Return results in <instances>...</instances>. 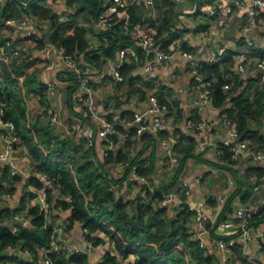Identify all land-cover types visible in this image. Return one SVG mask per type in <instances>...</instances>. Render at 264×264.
<instances>
[{
  "label": "trees",
  "instance_id": "trees-1",
  "mask_svg": "<svg viewBox=\"0 0 264 264\" xmlns=\"http://www.w3.org/2000/svg\"><path fill=\"white\" fill-rule=\"evenodd\" d=\"M27 3V7H24L19 0H8L6 4H0V28H6L4 22L7 18L18 17L23 13H32L48 19L53 29L50 34L53 43H57L77 60L83 57L88 63L99 66L106 59H114L127 46H133L139 59L134 57L126 59L120 70L125 82L128 80L132 83L137 79L132 71L147 55L137 45L135 36L125 30L122 21L110 19V27L100 34L102 44L95 46L91 43L90 33L93 31L91 24L98 14L100 0H67L70 6L76 5L77 10L74 14L66 16H61L52 7L41 3V0H27ZM155 6L162 8L159 17L151 14L141 19L135 6L130 4L131 22L138 25H154L157 29L156 43L161 44L169 52L168 47L179 36V30L173 26L177 14L175 2L155 0ZM103 9L104 6L102 11ZM35 37L36 47L41 48L44 39L38 38V35ZM104 37L108 42L103 41ZM238 41L247 47L246 51H250L251 55L264 56V47L250 46L242 37ZM183 48L189 50L186 46ZM237 53L235 49L228 48L222 62L205 64V74L217 79L212 89V96L215 105L222 107V114L232 121L244 138L253 139L251 142L253 146L264 148V136L258 130L251 128V121L259 122L264 115V85L258 77L245 76L234 70ZM28 56L15 61L11 69L5 70V80L0 84V101L6 102L2 119L10 120L15 125L17 140L14 142V148H26L36 161L38 171L47 175L58 189L57 197L52 189L47 192L50 207L55 200L56 208L70 210L68 218L70 227L79 222L88 229L89 236L95 238L96 242H105L100 235L105 234L114 245L116 253L107 251L104 260L96 264H116L118 257L127 258L130 255H135L133 264H220L216 254L208 253L191 238L190 223L193 212L188 205H184L177 214L170 216L168 207L162 203L165 187L156 188L155 191L148 190L147 199L144 201L138 195L131 200L125 199L122 195L116 196L114 187L125 186L123 179L129 168L122 177L116 178L109 172L106 164L115 160L128 161L131 165H139V174L152 177L154 162L151 159L147 164L142 156L154 140V135H142L140 138L146 141V146L135 153L133 146L135 137L138 138L137 126L132 125L125 129L123 125L117 123L115 124L117 133L109 135L107 140L104 139V143L113 142L117 147L123 135L125 133L128 135L123 145L109 151L105 160L101 161L97 158L95 146H87L84 138L78 140L75 136L63 137L61 134H56L47 120L41 119L34 124L29 122L27 99L38 97L45 103L48 90L36 74L25 73L31 65ZM22 74L24 81L21 83L16 76ZM73 76L77 87L80 77L75 73ZM225 84L230 86L228 90L223 88ZM135 90L142 92L141 88ZM158 99L161 104L167 106V109H177L178 112H182L176 101L170 103L161 94L158 95ZM126 117L128 120H133L134 114L128 112ZM193 117L199 119L196 113ZM110 122L114 121L110 120ZM184 138L187 140V145L183 148L177 146V150L183 153L181 165L194 155L195 150L194 139L187 136ZM227 157L229 156L226 155L225 159ZM249 172H254L258 176L264 174L262 168H251ZM19 179L18 174L12 175L10 169L6 167L0 174V196L5 192L13 193L14 183ZM29 182L36 187L43 186V181L39 177H31ZM237 183V187L233 189L231 197L224 205L219 220L229 218V214L234 209L232 204L234 197L241 194L243 201L250 198L249 191L243 193L241 188L244 182L237 181ZM181 196H185L183 192ZM23 207L11 208L0 204V248L19 244L35 254L34 261L29 264H41L38 262V249L50 246L51 227L46 225L44 209L40 205H34L28 209L27 214L31 219V225H21L19 230L14 232L9 221L13 220V213H19ZM252 223L255 226L264 224V208L255 215ZM261 251L264 253L263 240H261ZM53 257L58 264H93L85 253L58 252ZM230 260L228 264H256L243 255L241 244H236Z\"/></svg>",
  "mask_w": 264,
  "mask_h": 264
},
{
  "label": "crops",
  "instance_id": "crops-1",
  "mask_svg": "<svg viewBox=\"0 0 264 264\" xmlns=\"http://www.w3.org/2000/svg\"><path fill=\"white\" fill-rule=\"evenodd\" d=\"M222 1L225 3H231L232 0H174L176 17L173 26L179 30V36L168 48L172 53V57L167 60L159 61L154 54L147 55L144 60H140L139 65L132 71L135 79L132 83L126 80L124 83H117L112 76L110 61L123 62L125 58H122L120 53L114 59H106L102 65H92L88 63L83 57L79 60L80 71H71L66 66L62 58L55 54H51V62L53 63L51 68H47L49 62L44 58L40 48H32L29 53V60L31 65L25 70V73H34L39 80L47 86L46 102H41L38 97L27 99V115L29 122L34 124L39 122V112L41 108L47 103L51 102L60 113L62 124L53 126V130L56 134H61L63 137H77L78 140H82L79 133L73 134L70 132L69 124L78 120L83 121L85 126L92 127L94 129H100L104 121H114V124H121L125 129L130 128L133 124H130V120L127 119V113L142 114L148 124H151L155 114L149 109L151 107L150 98L161 94V96L168 102L173 101L182 104L181 113L177 109H167L166 115L169 117V127L153 138L152 143L146 148L143 153V159L149 164V160H153L154 169L152 177L149 178L150 182L156 188H163L164 192L172 193L173 197L171 204L168 206L170 216L177 214L174 209V204H177L182 197V184L186 182L190 184L191 194L187 198L188 203L197 204L202 200L209 202L214 208L221 210L227 200L231 197L233 189L237 187L239 183H243V193L249 191L250 198L247 201H243L241 194L237 195L233 199V208L236 205L246 203L252 200H259L264 195V183H261L260 190H256L255 184L257 181L261 182V176H258L254 172H249L251 168H260V164L253 162L248 158H244L236 163H231L229 160L220 156L216 150L208 147L201 150L199 144L201 142L221 141L227 136V129L224 125V119L226 116L222 114V107L215 105L214 101L206 104H197L198 93L194 88V83L191 78L189 66L187 60L180 54L175 53L174 47L186 46L192 53H194L199 59L207 60L211 53L220 46H228L238 52L244 51L247 47L240 44L238 39L241 37H250L255 45L264 47V16L263 23L261 25L243 35L241 32V24L243 14L240 11H236L233 15L238 17L237 30L240 32L239 37H224L222 41L215 37L213 40H208L204 37L205 31L211 24L210 19L204 14V9L212 3ZM130 4L135 6L136 12L141 19L149 17L154 14L159 17L162 8L154 6L149 7L140 0H128ZM41 3L43 1L41 0ZM106 4L104 2V9L101 14L106 13ZM47 5L52 7L61 16H66L67 10L70 9V5L67 0H47ZM101 19L94 24L92 22L90 33L92 45L98 46L102 44L100 38L101 32L104 28L100 26ZM109 28V27H108ZM0 33L10 37L17 42L26 39L24 32L16 28H0ZM37 35H41L44 38L49 34L48 32L36 31ZM46 39V38H45ZM108 42V39L104 37V40ZM152 64L154 66L155 76L150 83H147L146 78V66ZM12 65L10 66L11 69ZM256 65L250 66L245 76H253L257 78ZM24 73V74H25ZM73 73L78 76L81 74H87L90 77V86L92 88L93 104L87 106L85 103L78 102L76 100V94L80 91V86L76 87V79ZM19 75V76H23ZM19 80V79H18ZM20 81V80H19ZM21 82V81H20ZM79 82V81H78ZM22 83V82H21ZM51 87L61 89L64 91L62 95L50 96L49 89ZM141 88V91L135 89ZM135 90V91H134ZM176 103V104H177ZM179 109V108H178ZM199 116V119H203L207 122L206 127L201 133H195L189 130L186 126V118L189 115ZM43 120V119H42ZM251 128L258 130L264 136V115L259 122L251 121ZM5 126L0 121V151L4 150L7 145ZM177 138L179 139V146L183 148L187 145V140L184 136L192 137L194 139V155L189 157L185 163L181 165L182 152L177 150L175 156L171 153V146L162 142L163 137ZM136 141L133 146L135 153L140 152L146 146V141L140 137H135ZM250 142L253 139L246 138ZM124 141L117 144V148L123 145ZM104 140L98 137L95 149L97 152V158L101 161L105 160V146ZM23 147H18L20 149ZM177 149V147H176ZM148 159V160H147ZM10 168L16 170V173L20 176V179L14 183V191L11 198L8 200L7 205L13 208H20L24 206L19 214L28 213V209L34 205H39L38 196L46 195L48 189L45 182L42 187H36L29 182L31 177H39L41 173L38 171V165L36 161L29 155L28 151L21 160L8 161ZM106 167L110 169L112 176L116 178L122 177L124 172L119 168L117 161L106 164ZM235 171V173L233 172ZM41 179V178H40ZM233 179L234 183L229 184L228 180ZM144 183L137 181L135 184L127 187L117 188L118 194L123 196L127 200L133 199L135 196H139V193ZM59 196V192L56 193V197ZM23 199L24 202H23ZM212 201V202H211ZM214 202V203H213ZM56 201L53 200L52 207L49 206V211L46 217V225L52 226L54 224H62L65 227V238L69 241H73L76 244L85 245V228L79 222H76L69 226L70 210H63L56 208ZM229 217H234V209L229 214ZM11 226L16 224L15 221H9ZM263 223L257 226V232L263 229ZM190 230L193 232H199L200 227L193 220L190 223ZM234 233H228L227 236ZM107 248H95L88 256L91 263L96 264L104 260V256L112 249L114 252V245L108 239L105 234H100ZM209 236H205L206 251L210 254H216L218 257V251L208 241ZM261 238L259 236L253 237L248 244H241L243 249V255L255 256L256 264H264V253L261 251ZM116 253V252H114ZM116 264H123L128 260H135V255H130L127 258L118 257ZM20 260V258H15Z\"/></svg>",
  "mask_w": 264,
  "mask_h": 264
},
{
  "label": "built area",
  "instance_id": "built-area-1",
  "mask_svg": "<svg viewBox=\"0 0 264 264\" xmlns=\"http://www.w3.org/2000/svg\"><path fill=\"white\" fill-rule=\"evenodd\" d=\"M8 0H0V4H6ZM20 3L27 7V0H19ZM145 5L149 7L155 6V0H140ZM77 10V6H70L67 10L66 15L74 14ZM236 11H240L243 14L241 32L246 35L248 32L258 28L261 23H263L264 16V0H232L231 3H225L218 1L210 4L204 9V14L210 19L211 24L204 33V37L208 40H213L218 37L222 32L227 29L231 21L233 20V15ZM106 13L99 16L101 19V28L110 27V19H116L123 22L125 30L130 34L135 36L137 45L143 49L146 55L154 54L159 61L167 60L172 57V53L165 50L161 44H157L155 40V35L157 29L154 25H138L133 24L130 18L129 2L128 0H108L106 4ZM97 21V22H98ZM96 22V23H97ZM6 28H16L22 32L26 37L25 40L17 42L12 40L10 37L0 33V84L5 80V70L10 68V66L15 61H20L24 57H27L32 48H36L37 43L35 42L36 31L48 32L50 35L52 32L51 22L48 19L38 17L32 13H23V15L15 17L11 16L5 20ZM95 23V24H96ZM92 25V24H91ZM240 33V32H239ZM38 38L44 39V45L40 48L45 59L48 60L49 64L47 68H51L53 63L51 62V54H55L62 58L65 66L71 71H80V62L73 55L67 54L64 48H61L57 43L52 41L48 42L43 36L38 35ZM51 36V35H50ZM246 42L250 46L255 45L254 41L250 37H245ZM228 46H220L214 50L207 60L199 59L190 50L183 48V46L174 47L175 53L182 55L188 63L191 78L194 83V88L198 93L197 104L213 101V86L217 81L216 78H210L205 74V64H215L220 63L223 60L224 54L228 49ZM122 58L129 59L131 57L138 58L136 49L133 46H127L120 51ZM124 60V61H125ZM123 62H110L111 73L113 78L117 83H123L125 81L124 75L121 73L120 67ZM256 65L257 67V77L259 81L264 85V56H254L251 55L250 51H241L235 55V65L234 70L241 74H246L250 66ZM146 78L152 80L155 76L154 66L152 64L146 66ZM21 82L24 81L23 76H16ZM79 86L80 91L76 94V100L81 103H85L87 106L93 104L92 99V88L90 86V77L87 74L79 75ZM225 90H228L230 86L225 84L223 86ZM64 93L63 90L51 87L49 89V95L59 96ZM150 111L155 114V117L151 124H148L142 114H134L133 120H130V124L137 126V136L141 137L144 134L148 135H158L165 131L169 127V117L166 115L167 106L161 104L156 96L150 98ZM6 102L0 101V121L8 129L6 133L7 145L4 150L0 151V174L8 165L10 161V150L14 148V142L17 140L15 136V125L12 121H5L2 119L4 112V106ZM182 104L179 102V108L182 109ZM39 117L43 120H47L51 127L55 125L62 124L60 113L57 111L56 107L53 106L51 102H47L40 110ZM207 122L201 119H195L193 115H189L186 118V126L189 130L195 133H201L206 127ZM224 125L227 129V136L221 141H211V142H201L199 147L204 150L208 147L217 151V153L231 160V162L236 163L244 158H248L253 162L260 164V168L264 170V148L253 146L251 142L244 138L236 129L235 125L228 118L224 119ZM70 132L73 134L79 133L82 138L86 140L87 146L92 147L96 145L98 137L103 140H107L109 135L116 134L117 129L115 124L110 121H104L100 129H94L89 126H85L83 121L78 120L69 124ZM127 133L123 135L122 142L125 141ZM162 142L171 146V153L173 156L177 153V145L179 144V139L163 137ZM106 148L104 155L107 156L109 151L116 148V144L113 142L106 143ZM17 149V148H15ZM119 168L126 173L123 184L127 187L135 184L137 181L144 183L139 197L142 200L147 199L148 190L155 191L156 187L150 182L149 177L146 175L139 174V165H131L128 161L117 162ZM12 175L17 174L16 170L10 168ZM41 180L45 182L46 188L52 189L55 194L58 189L53 184L52 180L45 174H41ZM261 182L257 181L255 184V189L260 190L261 183H264V174L260 178ZM229 184H233L234 180L229 179ZM115 193L117 197L120 195L117 192V186L115 185ZM48 192V191H47ZM182 192L184 197L180 198L177 204H174V209L178 212L183 208L184 205H188L189 209L193 212L192 220L198 224L200 227L199 232H193L190 230L191 238L199 243V245L206 249L205 236H209L208 241L211 245L215 247L218 251V259L220 264H228L234 253V247L236 244H243L244 247L249 241L255 236H259L264 241V227L262 230L257 232V226L253 225V220L255 215L264 208V195L254 202H246L238 204L234 208V217L221 219L220 215L224 208L222 206L221 210L214 208L206 200H202L197 204L188 203L187 198L191 194L190 184L183 182ZM46 195L38 196L39 205L44 209L47 217L49 211V203L47 201L48 193ZM12 193L5 192L0 196V204L8 206L7 202L11 198ZM173 194L168 192H163L162 203L165 206L171 204ZM13 208L12 206H10ZM62 209L61 207H58ZM25 214L13 213V220L16 224L12 226L14 232L19 230V226H30L31 219ZM264 226V224H263ZM51 227V242L50 246L38 249L39 260L41 264H58L54 259L53 255L58 252L66 253H85L90 254L95 248H107V244L103 241L96 242L95 238L89 236L88 229L85 228V245L76 244L73 241H69L65 238V227L62 224H54ZM233 232V235L227 236L228 233ZM228 237V239L226 238ZM112 251V249H110ZM114 253V252H113ZM35 254L29 249L22 247L21 245H8L5 248H0V264H29L33 262ZM250 261H257L255 256H249ZM15 258H20V260H15ZM103 261V260H102ZM134 260L125 261L123 264H133Z\"/></svg>",
  "mask_w": 264,
  "mask_h": 264
},
{
  "label": "water",
  "instance_id": "water-1",
  "mask_svg": "<svg viewBox=\"0 0 264 264\" xmlns=\"http://www.w3.org/2000/svg\"><path fill=\"white\" fill-rule=\"evenodd\" d=\"M103 4H104V0H100V5H99V9H98V14L97 16L95 17L94 19V24L98 21V18H99V14L101 12V9L103 7ZM237 23H238V17H234L233 20L231 21V24L230 26L225 29L222 34L220 36H218V39L220 41L223 40L224 37H239L240 34L237 30ZM46 39L48 42L51 41V36L50 35H47L46 36ZM6 130L8 131V129L6 128ZM27 153V149L26 148H20V149H15V148H12L10 150V159L12 160H21ZM255 200H252L251 202H254ZM237 207V205L235 206V208Z\"/></svg>",
  "mask_w": 264,
  "mask_h": 264
},
{
  "label": "rangeland",
  "instance_id": "rangeland-1",
  "mask_svg": "<svg viewBox=\"0 0 264 264\" xmlns=\"http://www.w3.org/2000/svg\"><path fill=\"white\" fill-rule=\"evenodd\" d=\"M42 1H43L44 4L47 5V0H42ZM108 169H109V168H108ZM109 171H110V169H109Z\"/></svg>",
  "mask_w": 264,
  "mask_h": 264
}]
</instances>
